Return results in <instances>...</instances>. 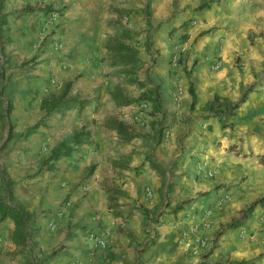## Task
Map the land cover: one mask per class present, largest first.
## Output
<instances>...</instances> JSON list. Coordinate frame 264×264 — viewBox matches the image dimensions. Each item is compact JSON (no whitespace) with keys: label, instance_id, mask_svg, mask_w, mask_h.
<instances>
[{"label":"crops","instance_id":"crops-1","mask_svg":"<svg viewBox=\"0 0 264 264\" xmlns=\"http://www.w3.org/2000/svg\"><path fill=\"white\" fill-rule=\"evenodd\" d=\"M65 1L49 22L63 0H0V186L12 181L14 203L35 215L31 249L0 219V264H198L207 253L264 264V206L227 228L264 197V0ZM122 29L159 112L139 106L145 88L109 64L105 44ZM68 81L89 105L42 110ZM250 87L227 126L204 117L214 97L233 103ZM116 89L133 102L117 104ZM108 118L138 135L122 141ZM83 127L87 142L40 167Z\"/></svg>","mask_w":264,"mask_h":264},{"label":"trees","instance_id":"trees-1","mask_svg":"<svg viewBox=\"0 0 264 264\" xmlns=\"http://www.w3.org/2000/svg\"><path fill=\"white\" fill-rule=\"evenodd\" d=\"M214 1H209L206 3L200 4L198 7L199 10H203L209 7V4ZM32 8H27L26 11H32ZM119 15L123 14L120 10H114ZM185 36H182L184 39ZM132 36L130 32L126 29H122L121 32L114 37L108 39L105 44V49L109 56L110 66L116 67L119 69L120 73L129 78V82H136L134 76L136 72L141 67L142 63L137 56L135 48L131 44ZM0 52H3V46L0 44ZM73 82L68 81L63 83L61 88L54 93L49 94L41 101V109L47 113H58L64 115L70 110L77 109L82 110L89 105V101L86 99H81L79 96H70V90ZM252 90L250 87L236 102H229L223 100L220 97L216 96L211 101L207 102L203 108V111L206 113L204 117H217L219 122L223 127L227 126V120L235 115V111L240 107L244 102L246 94ZM191 96L193 101L191 103V108L194 106V94L191 90ZM113 100L119 105H129L133 101L125 97L120 90L116 89L112 94ZM159 96L156 91L151 92L150 102L152 104L153 113L159 112ZM9 111V109H7ZM41 122H37L35 125L30 127L25 135L31 134L35 131ZM105 125L114 129L119 138L126 142L131 138L137 136L138 134L133 131L131 124L123 121H117L114 118H108L105 122ZM11 131H9L7 138H11ZM90 132L85 128L74 132L70 145L60 144L56 148L52 149L49 156L42 159L40 162V167L47 170L54 169L55 163L61 158L70 156L78 146L84 144L89 140ZM264 164V160L262 158ZM151 167L155 170L161 172L158 166L154 163H151ZM13 182L10 180L2 179L0 186V219L10 218L14 222V230L10 236L11 241L20 248L29 247L31 249V241L33 237L32 226L34 224L35 215L26 210V208L19 204L14 203L13 192L11 187ZM258 205L264 206V197L256 200L245 210L241 212L239 219L232 220L227 228H238L241 226L243 221L252 213V211ZM180 208L177 206L176 209ZM52 255V254H51ZM50 255V256H51ZM46 259V258H45ZM198 264H252L251 262L244 261H232V260H217L211 261L209 259V254H203L201 260Z\"/></svg>","mask_w":264,"mask_h":264},{"label":"built area","instance_id":"built-area-1","mask_svg":"<svg viewBox=\"0 0 264 264\" xmlns=\"http://www.w3.org/2000/svg\"><path fill=\"white\" fill-rule=\"evenodd\" d=\"M28 1H29V0H28ZM47 1H48V0H37L36 4H38L39 6H42V7L45 8V7L49 6V4H47ZM64 2H66V1L63 0V2L60 3V4H58L57 7H55L54 9L52 8V10L48 12L47 15H48V17H49V18H48V21H49V22H51V21L55 20V18L59 17L60 12L62 11V9H63V7H64V5H63ZM178 63H179V61H178L177 57H174V58H173V64H174V65H177ZM219 67H220V64H219V63H217V64L214 65V68H215V69H217V68H219ZM44 151H47V149L44 148V149H43V152H44ZM209 176L211 177L212 175L209 174ZM148 193H150V192L148 191ZM65 205L68 206L69 203L67 202ZM51 228H54V226L51 225ZM95 242H96L97 245H99V246H101V247H104V246H105V241H104L103 239L96 238V239H95Z\"/></svg>","mask_w":264,"mask_h":264},{"label":"rangeland","instance_id":"rangeland-1","mask_svg":"<svg viewBox=\"0 0 264 264\" xmlns=\"http://www.w3.org/2000/svg\"><path fill=\"white\" fill-rule=\"evenodd\" d=\"M138 71H139V69H138ZM136 82H137V79H136ZM145 82H147V81L145 80L143 82L141 81V82L136 83V84H138V86L140 88H145L141 93H139V96L137 97V101L139 102V106H141V107L145 106L147 103H150L151 92L153 91L152 89H147L148 87H146L147 85L145 84ZM148 84H149V82H148Z\"/></svg>","mask_w":264,"mask_h":264}]
</instances>
